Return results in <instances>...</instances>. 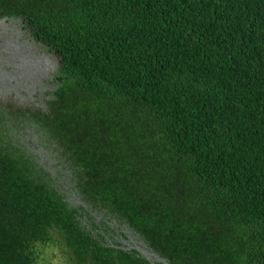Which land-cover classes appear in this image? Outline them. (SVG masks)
Here are the masks:
<instances>
[{
    "label": "trees",
    "instance_id": "obj_1",
    "mask_svg": "<svg viewBox=\"0 0 264 264\" xmlns=\"http://www.w3.org/2000/svg\"><path fill=\"white\" fill-rule=\"evenodd\" d=\"M13 15L62 58L44 128L77 199L0 118V264L55 242L69 264H264V0H0Z\"/></svg>",
    "mask_w": 264,
    "mask_h": 264
},
{
    "label": "flooded vegetation",
    "instance_id": "obj_2",
    "mask_svg": "<svg viewBox=\"0 0 264 264\" xmlns=\"http://www.w3.org/2000/svg\"><path fill=\"white\" fill-rule=\"evenodd\" d=\"M62 64L55 47L25 15L0 17V118L16 136V144L35 155L61 190L75 200V172L44 128V120L52 116ZM127 243L140 244L132 235Z\"/></svg>",
    "mask_w": 264,
    "mask_h": 264
},
{
    "label": "rangeland",
    "instance_id": "obj_3",
    "mask_svg": "<svg viewBox=\"0 0 264 264\" xmlns=\"http://www.w3.org/2000/svg\"><path fill=\"white\" fill-rule=\"evenodd\" d=\"M133 241L135 242L134 239ZM37 249L39 264H69L65 252L58 242L47 246L38 245Z\"/></svg>",
    "mask_w": 264,
    "mask_h": 264
},
{
    "label": "water",
    "instance_id": "obj_4",
    "mask_svg": "<svg viewBox=\"0 0 264 264\" xmlns=\"http://www.w3.org/2000/svg\"><path fill=\"white\" fill-rule=\"evenodd\" d=\"M135 248H137V250H139L148 259H152L153 256L158 258V256L154 252H152L148 249V246L144 241H140V244Z\"/></svg>",
    "mask_w": 264,
    "mask_h": 264
}]
</instances>
